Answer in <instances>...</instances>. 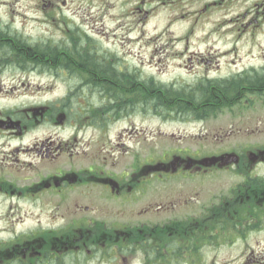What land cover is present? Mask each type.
Here are the masks:
<instances>
[{"label": "flooded vegetation", "instance_id": "af4514ba", "mask_svg": "<svg viewBox=\"0 0 264 264\" xmlns=\"http://www.w3.org/2000/svg\"><path fill=\"white\" fill-rule=\"evenodd\" d=\"M69 3L83 5L84 13H80L81 7L70 14L57 13L70 8ZM16 5L37 7L36 21L43 24L45 34L33 36L25 31L32 15L5 14V23L0 18V85L16 80L30 85L31 81H23L30 75L72 79L73 88L60 100L92 101L89 99L95 97L128 102L134 97L113 98L99 87L109 88L118 72L119 81L125 84L151 88L148 94L139 92L138 100L228 99L232 103L228 110L264 102V0H0V8ZM156 12L169 18L167 28L184 23L188 27L182 32L154 30L148 45L178 61H158L146 73L144 62L128 65L120 53L106 45L105 37L114 48L111 35L116 37L118 32L139 44L145 38L139 33ZM56 32L59 38L49 36ZM214 37L251 43L250 57L245 59L253 61L244 62V57L238 56V46L232 45L233 49L228 46L215 60L217 51L198 46ZM79 53L88 54L91 63L105 65L110 76L84 75ZM231 53L234 55L229 58ZM226 85L240 88L218 97L217 91ZM121 106L94 111L92 126L105 127L111 114L119 117L129 112ZM224 109L154 112L207 123ZM49 119L48 106L0 109V220L4 222L0 227V264L194 262L207 258L210 229L234 234L263 226L259 227L258 219L264 218V137L258 139L259 130H252L246 142L220 151L176 148L164 159L149 163L136 159L131 173L114 174L99 163L84 169L70 163L82 144L76 135L68 139L48 135L30 143L28 136L35 124ZM216 172L229 173L228 181L214 179ZM215 186L224 192L211 196ZM243 231L239 237L247 233ZM251 255L244 252L236 260L239 264L259 261Z\"/></svg>", "mask_w": 264, "mask_h": 264}, {"label": "rangeland", "instance_id": "374dc122", "mask_svg": "<svg viewBox=\"0 0 264 264\" xmlns=\"http://www.w3.org/2000/svg\"><path fill=\"white\" fill-rule=\"evenodd\" d=\"M69 7L64 9L63 12L58 10L57 13L70 14L73 9L80 7L82 9L80 13H84L83 5L69 3ZM37 9V7L31 8L22 5H16L15 7L5 6L0 8V15L2 16L0 18L2 23H5L8 20L7 17H4L5 14L26 13L29 16L32 15L34 18H27L25 31L33 36H41L43 32L45 34V31H43V24L36 21L39 19L36 17ZM128 18L131 23L132 18L130 16ZM168 22L170 20L163 12L159 14L156 12L147 22L144 28L145 31L139 33L145 36V38L141 39V43L134 44L129 42V35L127 36L125 32L120 35V32H118L116 37L111 35L116 47L114 48L110 42H107L109 37H105L106 45L120 53L130 66H137L144 62L146 64L145 71L148 73V67L153 63L158 61H178V59L175 60L171 56L157 51L155 45H148L149 38L154 34L155 29L182 32L187 29L185 26L188 27V23H184V25L174 24L171 28H167L166 24ZM16 24H19V22ZM105 24L107 25L108 23ZM110 24L114 25L115 23L110 22ZM191 25L190 23L189 27ZM49 36L53 39L59 38L57 32L50 33ZM167 40H170V38H165L164 41ZM261 42L264 44V40H261ZM231 45L232 47L238 46V56L244 57V62L253 61L245 59L250 57L247 55V51L250 50L248 47L252 45L245 40L236 43L234 38L225 37L220 40L218 37H214L209 38L207 42L198 46L202 48L210 47L212 51H217L213 56L217 60L220 58L219 55L223 51H228ZM232 47L230 48L233 49ZM233 55L231 53L229 58ZM228 59L222 61H228ZM23 81H31V84L21 85L16 80L12 83L0 85L2 90L0 92V109H26L42 105L48 106L50 119L42 125L35 124L34 131L28 136V141L33 143L39 140L37 137H46L48 135L60 137L61 139H68L76 135L82 143L77 148L73 160L70 161L72 165L75 164L74 167L76 169L80 167L84 169L92 164L97 165L99 163L102 168H105L110 173L120 174L122 171L131 173L134 161L138 158H142V161L149 163L156 158H166L170 150L174 149L173 151H175L177 150L176 148L185 149V147L190 152H202L207 151V149L211 150V152L220 151L223 147H232L239 141L241 143L246 142L247 140L244 141L245 138L249 139L254 129L260 132L258 139L262 140L264 137V102L260 101L256 103V107L252 108L235 106L232 110L225 109L218 117L210 119L207 123H195L189 118L184 119L169 115L164 117L154 112V109H156L154 105L148 106L146 105L147 103H135L131 108L125 107V110H129V112L124 111L123 114H119V117L111 114L105 122V127L95 128L89 120L86 122L80 113V110H82L81 102L85 101L60 100L73 88L71 85L73 84L72 79L63 81L62 79L55 80L52 77L30 75L25 77ZM89 100H92L91 102H100L95 97ZM63 101L68 102V105L72 108V112H69L70 114H67L61 105ZM128 102L130 103L131 101ZM74 107L79 109L82 117L76 114L78 111L77 109L74 110ZM161 110L165 111L158 109V111ZM64 112L65 114H62ZM202 126L205 129L201 130L200 127ZM239 129H241V132H238ZM201 138L205 139L202 140ZM119 144L121 146H117ZM111 146L117 148L111 149ZM95 158L97 159L95 160ZM67 161L68 159H66ZM69 167L70 165L66 163L65 168L68 169ZM215 174L218 177L214 179L221 180L222 183L228 181L226 175L229 173L216 172ZM216 187L218 186L211 187V196L214 193L219 195L224 192ZM258 219L259 227L260 225L263 226L256 231L248 230L247 232L244 229H240L239 232L235 231L234 234H232L234 231H229L230 234H222V230L215 229V236L209 237V244L205 249L207 254L205 260L194 262L178 261L172 264H239L240 262L236 258L244 252L252 254L251 257L254 256L255 259L259 260L249 264H264V218ZM3 224L4 222L0 220V227ZM242 231L247 233L245 236L239 237V233ZM165 264L169 263L166 262Z\"/></svg>", "mask_w": 264, "mask_h": 264}, {"label": "trees", "instance_id": "16d2710c", "mask_svg": "<svg viewBox=\"0 0 264 264\" xmlns=\"http://www.w3.org/2000/svg\"><path fill=\"white\" fill-rule=\"evenodd\" d=\"M8 46L11 50H13V52H15V46H13V42L9 41L8 42ZM74 54V53H72ZM57 55V54H56ZM69 55V53H68ZM79 55L81 56V62L83 63L80 68L81 72L84 75H89L92 77H106V76H110V71L109 69L105 66V65H101V63L98 62V64H94L90 62L89 56L88 54H82L79 53ZM121 77V75L116 72L114 75L113 81L111 83H109V88L106 86H100L102 89H107L108 93L111 94V96L113 98L119 97V96H123V95H129V96H133L134 98H131V102L127 103V101H123V102H117L115 99L114 100H108L107 102L105 101H100L99 103L97 102H91V101H85V102H81V107L82 110H80V113H82V115L79 113V109L74 107V110L77 109L78 113L80 117H82L83 119H85L86 122H91V117L92 114L94 113V111L96 110H103V111H110V110H116L118 109L117 105L119 104L120 106L123 105L125 107H130L135 103L139 104V103H147L146 105H154V107L157 109H163L166 111H173V110H177V109H182V110H193V111H198V110H205V109H214V110H221L223 108H227L230 104V102H228L229 100H223V101H214V102H204L200 99H194L193 101L190 102H171V101H157V100H148L147 98L144 99H139L138 94L141 91H144L146 94L152 92L151 88L148 85H142V86H132L131 84L128 83H123L122 81H119V78ZM107 83V81H106ZM127 85V86H126ZM247 87V86H246ZM209 89V87H207ZM240 87H234V86H230V85H226L225 89H220L217 91L216 95L218 97L221 96V93H225V95L229 94V93H233L234 90L237 91ZM63 108L66 110L67 114L72 110V108L68 105V102L63 101L62 104ZM72 112V111H71ZM70 114V113H69ZM102 118V117H100ZM210 236H215V229H211L210 231Z\"/></svg>", "mask_w": 264, "mask_h": 264}]
</instances>
